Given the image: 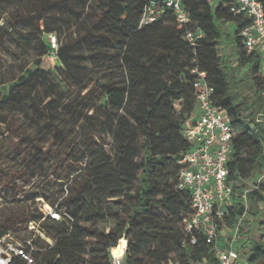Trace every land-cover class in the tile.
Segmentation results:
<instances>
[{
  "label": "trees",
  "instance_id": "trees-1",
  "mask_svg": "<svg viewBox=\"0 0 264 264\" xmlns=\"http://www.w3.org/2000/svg\"><path fill=\"white\" fill-rule=\"evenodd\" d=\"M25 1V10L18 9L11 31L5 32L36 49L38 56L10 82L7 91H0V105L39 111L49 119L42 126L60 141L67 139L65 130L55 123L60 109H77L80 118L100 121L111 137L101 143L84 138L81 155L67 152L70 162L84 160V166L77 167L75 173L69 170L67 182L61 187L54 185L52 193H32L25 185L35 175L47 176V164L57 154L43 145L40 132L15 136L7 118L0 119L5 124L0 125V194L34 204L41 195L55 203L65 185L68 189L59 204L69 216L66 221H48L54 243H41L44 249L34 264H111L110 250L123 236L129 242L124 264H166L171 256L184 264H202L204 259L206 264H216V250L201 234L198 243H184L188 238L184 219L194 210L190 191L177 188L184 166L181 160L192 147L184 130L196 117L194 69L206 72L215 87V103L232 117L233 150L228 167L235 201L227 225L234 227L245 210L263 215L259 220L261 238L247 233L246 239L237 243L240 264H264V209L259 208L264 201V182L256 180L264 174V76L259 53L248 52L243 44L241 30L249 19L231 11L233 0L218 4L184 0L191 22L179 23L168 9L145 25H140V20L151 0ZM51 12L77 15L75 36L62 38L60 46L58 40L57 49L52 48L48 34L63 37L70 28L52 21ZM227 23L235 26L239 66L247 67L255 89L252 101L233 86V82L237 84L235 69L220 54L222 24ZM196 29L204 36L194 46L185 35ZM53 52L81 83L76 98L66 101L62 91L59 97H53L52 92L42 97L34 89L36 82H43L58 90V85L50 82L51 72L42 67L43 57ZM80 105L89 108L87 112L81 111ZM251 180L258 187L248 192L246 208L244 192ZM7 205L0 207V236L42 216L37 205L16 210L6 209ZM226 234L222 231L221 238ZM248 245L250 254L243 259L242 250Z\"/></svg>",
  "mask_w": 264,
  "mask_h": 264
},
{
  "label": "built area",
  "instance_id": "built-area-1",
  "mask_svg": "<svg viewBox=\"0 0 264 264\" xmlns=\"http://www.w3.org/2000/svg\"><path fill=\"white\" fill-rule=\"evenodd\" d=\"M172 10L179 23L192 21L190 11L184 0H151L144 6L140 25L152 23L166 10ZM231 11L249 19L241 30L245 49L259 53L261 71L264 76V3L262 0H233ZM204 36L201 29L188 30L185 39L197 45ZM53 49L58 48L55 33L48 34ZM51 57L57 58L55 52ZM197 73L194 83L196 89V117L184 130V136L191 143L190 151L181 160L184 164L180 171L177 188L189 190L193 214L184 219V229L188 238L184 243H198L201 234L206 243L216 250V264H240V251L237 243L241 238V228L248 212L239 217L234 227L227 225L230 207L234 204L235 189L229 179L228 162L233 150L232 117L228 111L215 103V87L207 79L205 71L194 69ZM1 139V135H0ZM19 184L23 182L19 181ZM26 187V185H25ZM258 184L245 189V207L248 208L247 194ZM68 193L64 186L63 195L55 203H49L44 197H36L35 205L42 213L39 218L28 220L23 226L12 228L0 236V264H34L44 247L41 243L53 244L54 238L48 234L49 220L66 221L68 213L59 203ZM11 197L0 194V207L11 203ZM227 231L226 237L221 233ZM128 239L123 236L112 247L111 264H124L128 250ZM119 252L115 253L114 248ZM204 259L202 264H206ZM166 264H184L179 258L171 256Z\"/></svg>",
  "mask_w": 264,
  "mask_h": 264
},
{
  "label": "rangeland",
  "instance_id": "rangeland-1",
  "mask_svg": "<svg viewBox=\"0 0 264 264\" xmlns=\"http://www.w3.org/2000/svg\"><path fill=\"white\" fill-rule=\"evenodd\" d=\"M220 1L221 0H213L216 4ZM25 2L27 1L0 0V91L2 92L7 91L10 82L16 79L25 67L32 66L33 60L38 56L36 49L32 48L27 43H18L13 36L5 32V29H9V31H11L10 26L13 22V15L18 12V9L22 11L25 10ZM51 15L52 21L57 24L65 23L66 29L70 28V30L63 35V37H60L57 34L60 46L62 38H69L71 35L75 36L74 30L77 28V15L75 13L72 14L67 12L65 14L61 12L54 14V12H51ZM234 27L233 23L222 24L224 35L220 43V54L224 58L225 63L235 69L234 72L237 84L235 85L233 82V86H235L244 97L248 98L249 101H252L255 99V89L250 76L247 74V67L239 66V52L233 37ZM79 51L80 54L82 53V55L86 56L84 49H80ZM51 56L52 55L50 54L43 57L42 67L51 72L49 76L50 82H55L58 85V90L51 89V86L48 83L43 82H36L34 84V89H37V92L42 97H45L46 93L49 92H52L53 97H59V93H61L59 91L63 92L62 94L64 95L66 101L74 96L77 97L81 88V83L76 81V78L72 77V75L67 72L65 67L58 61L57 58ZM84 57L82 56V61ZM79 107L81 111H84V113L89 109L83 107L82 105ZM91 112L92 110H90L89 113ZM79 114L80 113L77 112V109L73 112L60 109L55 123L60 129H64L67 135V139L65 141H60L55 139L54 135L47 127L42 126V124L49 121V119L39 111H36L31 107L27 109L22 106L19 107L18 105L12 104L0 105V119L3 117L7 118V121H9L8 127L15 136L40 132V135L43 138V145H45V147L53 148V150H55L54 152L57 154L53 160H50L47 164V169L49 170V174L47 176L35 175L29 179L25 188L30 192L40 193L43 191H49L52 193L51 188L54 187V185L61 187L62 182H67L69 179L67 176L69 170L75 173L77 167L84 166V160H82L81 163L70 162V157L67 155V152L69 151L77 153V155H81V150L84 146V138H87L88 141L92 143H101L103 139H106L107 141L111 140L110 135L103 130L100 121L90 123L89 121H86L84 117L80 118L81 116H79ZM75 121H78V123H75ZM0 125L4 126L5 124L1 122ZM256 180L264 182V174L259 175ZM253 185H256V183H254V180H251L249 182V186ZM57 194L58 193H53V195L56 196ZM8 196L12 198V196ZM19 199L20 198L18 197L12 198L14 204L7 205L6 209H10L12 207L14 208L13 210H16L15 208L20 209L23 206H28L29 208L30 206L35 205L34 202L29 199H25L23 202L18 201ZM47 201L50 203L49 200H46V202ZM259 208L264 209V201L259 203ZM0 215L1 217L3 216V214ZM256 216L253 212H249L247 214V221L244 222L243 226L244 232L239 239V243L246 239L247 233H250V237L252 238H261V226L259 224V220L263 217V215L261 214ZM250 247L251 245H248L242 250L243 259L246 255L250 254Z\"/></svg>",
  "mask_w": 264,
  "mask_h": 264
},
{
  "label": "bare ground",
  "instance_id": "bare-ground-1",
  "mask_svg": "<svg viewBox=\"0 0 264 264\" xmlns=\"http://www.w3.org/2000/svg\"><path fill=\"white\" fill-rule=\"evenodd\" d=\"M114 252H115V253H118V252H119V249L115 247V248H114Z\"/></svg>",
  "mask_w": 264,
  "mask_h": 264
}]
</instances>
